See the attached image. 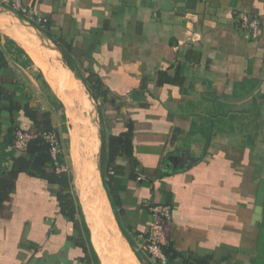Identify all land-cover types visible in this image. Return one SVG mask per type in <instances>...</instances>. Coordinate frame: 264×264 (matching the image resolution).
<instances>
[{"label": "crops", "instance_id": "0c3cea01", "mask_svg": "<svg viewBox=\"0 0 264 264\" xmlns=\"http://www.w3.org/2000/svg\"><path fill=\"white\" fill-rule=\"evenodd\" d=\"M21 1L60 45L27 24L32 20L0 5V43L5 47L12 39L26 52L22 60H32L24 66L10 52L9 66L0 70L7 93L0 95V264H151L135 250V237L148 230L151 208L160 204L172 206L163 246L167 264H258L264 214V0ZM243 14L260 19L259 36L241 27ZM39 35L58 50L70 80L33 40ZM35 63L45 73L41 86ZM55 77L71 89L69 101L50 83ZM80 92L94 102L99 176L127 250L115 251L110 243L107 263L92 238L70 145L63 153L64 163L70 159L72 166L66 191L75 198L73 217L62 210L60 184L26 171L5 198L13 166L9 153L17 152L10 137L20 128L43 130L24 106L46 112L50 130L71 144L68 113L70 108L82 112L76 107ZM129 131L130 151L123 143ZM259 205L262 219L256 221Z\"/></svg>", "mask_w": 264, "mask_h": 264}, {"label": "bare ground", "instance_id": "6f19581e", "mask_svg": "<svg viewBox=\"0 0 264 264\" xmlns=\"http://www.w3.org/2000/svg\"><path fill=\"white\" fill-rule=\"evenodd\" d=\"M16 27L18 28V26ZM33 40L45 49V52L48 53L50 59L57 66L62 76L70 80L71 74L66 71V66L64 67L62 61L63 59H61L60 53L54 48L52 43L44 39L41 35L35 36ZM30 50H32V47ZM44 55L46 56L45 53ZM71 85L77 88V85ZM84 94L86 95V93ZM84 94L82 92L78 93V100L83 104L81 108L82 112L78 113L76 108H70L68 113L71 122L70 151L76 173L81 177L76 184L79 183V195L84 205L89 225L92 229V238L103 261L107 263L109 262L107 257H110L109 251L112 247L110 243L117 249L115 251L127 253V250L124 246L125 243L122 242L120 232L116 226L114 216L101 184L99 176L101 139L97 122V113L92 99H88ZM108 239H110L111 242H108ZM108 244L110 246H108Z\"/></svg>", "mask_w": 264, "mask_h": 264}, {"label": "trees", "instance_id": "16d2710c", "mask_svg": "<svg viewBox=\"0 0 264 264\" xmlns=\"http://www.w3.org/2000/svg\"><path fill=\"white\" fill-rule=\"evenodd\" d=\"M19 16L23 19H26L27 17L23 15L22 13H19ZM33 24L40 28L50 39H52L57 45L59 44V41L54 37L53 34H51L46 27H43V24L38 23L36 20L32 21ZM1 33H0V41H1ZM13 50V51H12ZM12 53L15 55V59L23 64L24 66L27 65L28 62H32L30 58L27 60H22L23 56H25L26 52L23 48L18 46L12 39L6 40L5 47L0 43V70L4 69L5 67L9 66V53ZM12 56V55H11ZM23 62V63H22ZM73 67V66H72ZM74 68V67H73ZM78 77H82V75L77 72ZM86 84L88 85V88L92 92L93 96L98 99L97 95L95 94V88L94 85H92V82L89 80H86ZM5 88L0 85V95H6L7 93L4 90ZM8 98V96H6ZM1 98V97H0ZM24 110L26 115H30L33 120H35L36 124L38 126H42L43 129L50 130L53 129L51 120L47 119V113L42 112L40 113L38 110L32 109L29 107L28 104L24 106ZM233 117V116H232ZM231 117V118H232ZM41 121V122H40ZM125 134V133H124ZM125 139L123 140L124 147L128 148L130 151V148L132 146L131 139H132V133L129 131V133L126 132ZM131 137H130V136ZM126 139H129V144L126 146ZM14 139L11 136L10 141L13 143ZM8 142V143H9ZM15 150V149H14ZM16 151V150H15ZM13 158V166L12 169L9 171L7 176V182H5V198L8 199L10 196V192L13 189L16 179L20 172L26 171L29 174H32L34 176H41L49 180H53L60 184L61 190L59 192V200H61L62 204V210L65 214L73 217V214L75 212L74 203L75 198L73 194L67 193L66 190H69L70 188V174L68 171H58V166L56 164L57 161L54 160L50 145L43 139V138H37L34 139L31 143L29 148L24 152H16V155L14 156V152L9 153ZM59 162L64 163V154L61 153L59 157ZM105 163V159H104ZM112 161L106 162L105 166L111 165ZM103 164V161H102ZM104 173V172H103ZM105 174V173H104ZM105 183L109 186V181L107 180ZM107 186V187H108ZM72 187V186H71ZM109 196L112 199V203L115 205V195L109 190ZM260 203L264 207V193L262 195V198L260 200ZM122 227V226H121ZM262 232L260 233V240L258 243V252L260 253V256L258 259V264H264V214H263V220L261 223ZM123 229V227H122ZM89 229L87 228V232L89 234ZM255 262V261H254Z\"/></svg>", "mask_w": 264, "mask_h": 264}, {"label": "built area", "instance_id": "2783aa9c", "mask_svg": "<svg viewBox=\"0 0 264 264\" xmlns=\"http://www.w3.org/2000/svg\"><path fill=\"white\" fill-rule=\"evenodd\" d=\"M0 5L7 6L11 11L22 13L29 20L34 21V17L22 3L21 0H0ZM38 23L44 24V21L38 20ZM239 23L242 28L247 29L253 36L257 37L261 31V22L257 16L243 14ZM37 138H43L51 148V153L58 166V171H68L67 164L59 162V157L63 153V143L59 134L54 130H40L29 132L26 128H20L15 133L12 148L17 152L26 151L30 143ZM114 169L110 174H114ZM153 219L146 232L138 233L135 237V250L142 253L144 260L151 264H167L169 256L164 251L163 246L167 242V225L172 218V206L169 204H160L151 208Z\"/></svg>", "mask_w": 264, "mask_h": 264}, {"label": "rangeland", "instance_id": "374dc122", "mask_svg": "<svg viewBox=\"0 0 264 264\" xmlns=\"http://www.w3.org/2000/svg\"><path fill=\"white\" fill-rule=\"evenodd\" d=\"M7 7V6H6ZM5 14V18H8L9 16V14H6V13H4ZM8 16V17H7ZM11 21H13L14 22V19H12V18H9ZM18 24H21V25H23L22 23H20V22H18V21H16ZM27 24H29V25H33V23H27ZM25 25V24H24ZM34 26V25H33ZM9 27V26H8ZM14 34H13V37H15V36H17V37H19L17 34H15V32L14 31H12ZM15 35V36H14ZM18 39V38H17ZM25 56H23V58H24ZM13 59H14V57H12ZM33 69V71L35 72V74H36V72L38 73V76L40 77V80L37 82V83H39L40 84V86H41V81L44 83V82H46V80H45V73H44V71H43V69L40 67V66H38L36 63H35V65H34V67L32 68ZM31 69V70H32ZM31 70H29L28 71V74H30V73H33ZM28 74L27 73H25V75L28 77ZM56 78V77H55ZM53 80H56V83L55 84H53V82H50L51 84H52V86L55 88V90L57 91V93L62 97V99L66 102V101H69L72 97H69L68 95H69V93L72 95L73 93H72V91H71V89H68V87H67V85H65L66 87H63V85L64 84H61V82H59L58 81V79L56 78V79H53ZM28 85H29V87H30V82L29 83H27ZM80 85H82L81 83H80ZM51 86V87H52ZM36 87V86H35ZM53 87L51 88L52 89V92H53V94H55V96H57L58 97V95H57V93H56V91L53 89ZM78 88V87H77ZM66 89V90H65ZM69 90H70V92H69ZM68 91V92H67ZM79 91V90H78ZM85 92H87V91H85ZM88 95L90 96V94L88 93ZM73 96V95H72ZM74 96H76V95H74ZM91 97V96H90ZM60 98V97H59ZM58 98V99H59ZM61 99V98H60ZM59 99V100H60ZM75 102V101H74ZM83 106V104L82 103H77L76 104V107H79V106ZM66 109H67V106H66V104H65V107L62 109V112H66ZM68 121H69V119H68ZM69 124V122H67L66 123V125H68ZM67 140H68V138L67 137H65L64 139H63V142L62 143H64L63 144V152L64 153H68V149H69V145H70V143H68L67 142ZM63 153V154H64ZM65 155V154H64ZM260 155H262V157H263V159H264V151H262L261 153H260ZM68 167H69V173L71 172L72 173V166H71V164H70V159H68ZM108 246H110L109 244H108Z\"/></svg>", "mask_w": 264, "mask_h": 264}, {"label": "water", "instance_id": "95a60500", "mask_svg": "<svg viewBox=\"0 0 264 264\" xmlns=\"http://www.w3.org/2000/svg\"><path fill=\"white\" fill-rule=\"evenodd\" d=\"M262 206L261 205H259L258 206V209H257V215H256V217H255V220L257 221V220H260V219H262Z\"/></svg>", "mask_w": 264, "mask_h": 264}]
</instances>
